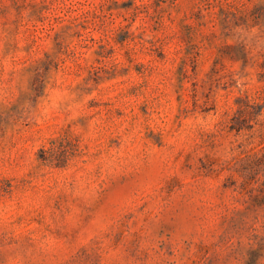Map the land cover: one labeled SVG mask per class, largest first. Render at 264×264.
I'll return each mask as SVG.
<instances>
[{
  "label": "rangeland",
  "instance_id": "rangeland-1",
  "mask_svg": "<svg viewBox=\"0 0 264 264\" xmlns=\"http://www.w3.org/2000/svg\"><path fill=\"white\" fill-rule=\"evenodd\" d=\"M263 65L264 0H0V264H264Z\"/></svg>",
  "mask_w": 264,
  "mask_h": 264
},
{
  "label": "trees",
  "instance_id": "trees-1",
  "mask_svg": "<svg viewBox=\"0 0 264 264\" xmlns=\"http://www.w3.org/2000/svg\"><path fill=\"white\" fill-rule=\"evenodd\" d=\"M264 67V65H263ZM262 74V78H264V72L261 73ZM249 104L247 103V106L245 108H239L237 115L233 118V123L231 125L232 129L238 130L240 131L241 129H243V125L241 124L240 119L243 118V120L247 119V115L250 114L249 111Z\"/></svg>",
  "mask_w": 264,
  "mask_h": 264
}]
</instances>
